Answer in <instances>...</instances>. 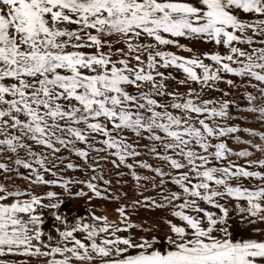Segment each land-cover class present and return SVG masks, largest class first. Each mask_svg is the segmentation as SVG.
Listing matches in <instances>:
<instances>
[{
    "label": "snow or ice",
    "instance_id": "obj_1",
    "mask_svg": "<svg viewBox=\"0 0 264 264\" xmlns=\"http://www.w3.org/2000/svg\"><path fill=\"white\" fill-rule=\"evenodd\" d=\"M0 264H264V0H0Z\"/></svg>",
    "mask_w": 264,
    "mask_h": 264
}]
</instances>
